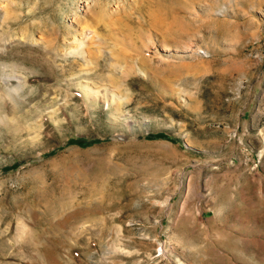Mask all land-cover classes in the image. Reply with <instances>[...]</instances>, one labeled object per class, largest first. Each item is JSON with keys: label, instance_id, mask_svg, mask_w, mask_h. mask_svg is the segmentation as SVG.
<instances>
[{"label": "rangeland", "instance_id": "rangeland-1", "mask_svg": "<svg viewBox=\"0 0 264 264\" xmlns=\"http://www.w3.org/2000/svg\"><path fill=\"white\" fill-rule=\"evenodd\" d=\"M0 264H264V0H0Z\"/></svg>", "mask_w": 264, "mask_h": 264}, {"label": "trees", "instance_id": "trees-1", "mask_svg": "<svg viewBox=\"0 0 264 264\" xmlns=\"http://www.w3.org/2000/svg\"><path fill=\"white\" fill-rule=\"evenodd\" d=\"M160 137H164V138H167L166 135L164 134H160ZM68 142H71V143H78V144H86V143H93L95 141L91 140V141H86L84 138H74V139H70L68 140Z\"/></svg>", "mask_w": 264, "mask_h": 264}, {"label": "bare ground", "instance_id": "bare-ground-1", "mask_svg": "<svg viewBox=\"0 0 264 264\" xmlns=\"http://www.w3.org/2000/svg\"><path fill=\"white\" fill-rule=\"evenodd\" d=\"M87 35H91V32H90V34L88 33ZM79 44H80V46H82V52H83V48H84L83 46H85L86 41L85 40H82L81 42H79ZM80 50H81V47H80Z\"/></svg>", "mask_w": 264, "mask_h": 264}]
</instances>
